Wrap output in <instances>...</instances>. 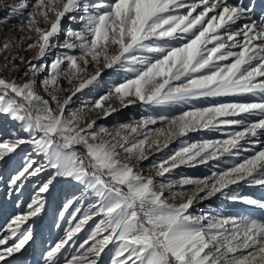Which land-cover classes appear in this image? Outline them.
Instances as JSON below:
<instances>
[{
	"label": "snow or ice",
	"instance_id": "obj_1",
	"mask_svg": "<svg viewBox=\"0 0 264 264\" xmlns=\"http://www.w3.org/2000/svg\"><path fill=\"white\" fill-rule=\"evenodd\" d=\"M13 20L18 34L0 42V183L31 192L0 227V264L23 255L57 180L75 192L43 264L106 252L108 264H264V217L195 210L220 197L264 212L242 191L264 188V0H0V31ZM128 107L149 114L99 123ZM185 165L214 170L171 179Z\"/></svg>",
	"mask_w": 264,
	"mask_h": 264
},
{
	"label": "rangeland",
	"instance_id": "obj_2",
	"mask_svg": "<svg viewBox=\"0 0 264 264\" xmlns=\"http://www.w3.org/2000/svg\"><path fill=\"white\" fill-rule=\"evenodd\" d=\"M258 2V0H257ZM17 25L18 21L13 20L11 27L8 31H0V42H2L4 36L11 35L13 33H17ZM22 55L25 56V58H28L32 56L33 52H21ZM51 55L49 54L46 59H50ZM2 62V61H0ZM112 79L111 73L106 74L103 78V81L101 82V86H98L97 88L91 89V90H85L83 95L80 97L81 100L87 99L90 96H92L94 93L97 92H103L106 90L108 85L110 84ZM239 99V98H238ZM79 101L77 102V104ZM76 106V105H74ZM197 106H203L202 104H197ZM151 114H156L155 111L149 110ZM141 114H149L148 112H144L143 109L139 107H128L126 109H122L119 113L114 114L111 116V118L108 119H102L99 121V123L105 124L107 127L112 128L117 122H125L128 120H131L133 118L138 119ZM159 114H165V115H175L177 114L174 109H165L160 110ZM3 118H0L2 120ZM159 126V125H157ZM203 138H209V139H215L217 137H220V133H190L189 137L192 140H197ZM178 145L174 142L170 147L174 148ZM150 161L143 162L142 167L145 169L146 173L148 171V164ZM223 167V165H221ZM210 170H214L211 168V165L208 167L204 166H197V167H189V166H181L178 169H176L171 179H179L181 176H203L210 174ZM7 169L4 170V173L6 174ZM46 178V177H45ZM242 191L244 194L247 195H253L256 198H264V188L256 187V188H247L243 187ZM30 186L25 187L24 193L22 196H8L6 194V190L2 183H0V227H3L7 220L14 215L18 210L16 207L17 200H22L24 202H27L30 196ZM75 192V189L70 187L68 184L61 180H57L51 189V192L47 196V206L46 210L43 213L42 217L36 221L34 228H33V239L26 245V249L24 250L23 255H17L14 258H10L7 261V264H16V261H22L23 264H43L41 255L42 253L52 244H54L58 239H60L64 235V228L68 227V217L71 215V211L66 214V217L63 220H60V227L56 226V222L59 219L58 218V212L60 207H62L63 202L67 197H69L71 194ZM227 210L231 214H253L258 217H264V212L258 210L249 208L247 206L243 205H232L227 201H224L222 203V198L220 197H214L209 199L208 201L200 202L196 205V211L197 214L199 212L203 211H211L213 213L218 211ZM94 226V222H90V224L87 226L86 230L82 232L76 241L75 245H72L64 250V255H67L74 251V248L78 246L80 241H82L86 235L87 232L91 230V227ZM23 232L18 234L19 236H22ZM14 242V241H11ZM10 242V243H11ZM109 253L106 252L104 256L101 259V264H108L109 260ZM61 259H63V255L61 256Z\"/></svg>",
	"mask_w": 264,
	"mask_h": 264
}]
</instances>
